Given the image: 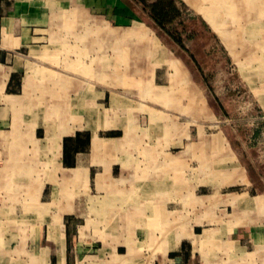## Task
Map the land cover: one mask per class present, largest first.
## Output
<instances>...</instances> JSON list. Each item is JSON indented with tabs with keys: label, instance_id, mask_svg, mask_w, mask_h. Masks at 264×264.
<instances>
[{
	"label": "crops",
	"instance_id": "0c3cea01",
	"mask_svg": "<svg viewBox=\"0 0 264 264\" xmlns=\"http://www.w3.org/2000/svg\"><path fill=\"white\" fill-rule=\"evenodd\" d=\"M156 1L0 0V264H264V0Z\"/></svg>",
	"mask_w": 264,
	"mask_h": 264
},
{
	"label": "trees",
	"instance_id": "16d2710c",
	"mask_svg": "<svg viewBox=\"0 0 264 264\" xmlns=\"http://www.w3.org/2000/svg\"><path fill=\"white\" fill-rule=\"evenodd\" d=\"M151 7L152 16L156 18L159 26L163 28L167 33L174 35L175 40L186 52H189V50L185 47L182 41L183 33L186 34L189 32V30H193L201 34L202 37L206 40L207 34L204 33L207 32L206 25L198 19V29H195L193 23V21L196 22L195 17H184L182 20H180V14L178 10L173 6L172 1L170 2L168 0H159L154 2ZM176 18H178L177 24L174 23L177 20ZM172 22L174 24L170 27L169 25ZM167 26H169V29L167 28ZM189 53L195 64L198 65L197 53L195 52V50H190Z\"/></svg>",
	"mask_w": 264,
	"mask_h": 264
},
{
	"label": "rangeland",
	"instance_id": "374dc122",
	"mask_svg": "<svg viewBox=\"0 0 264 264\" xmlns=\"http://www.w3.org/2000/svg\"><path fill=\"white\" fill-rule=\"evenodd\" d=\"M194 8H197V7L194 6ZM183 10H184V16L185 17H189V16L191 17L192 15H194L195 10L193 8H191L190 6L188 7L185 3L183 4ZM189 13H191V15L187 16ZM193 23H194V28L198 29L197 19H196V22L193 21ZM189 45L191 47H194V50L198 56L201 55L200 58H201V62L204 64L203 67L207 68L208 61L205 62V60H204L205 57H203V55H204L203 49L208 48V39H206L204 41H202V40L201 41H194V42L192 41L189 43ZM218 56L220 57V54ZM208 58H209V56H208ZM209 61H210V59H209ZM209 76L210 75H208V78H209Z\"/></svg>",
	"mask_w": 264,
	"mask_h": 264
}]
</instances>
